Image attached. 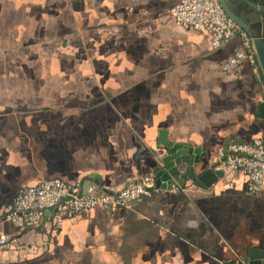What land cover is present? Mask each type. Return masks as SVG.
Masks as SVG:
<instances>
[{
    "label": "crops",
    "instance_id": "0c3cea01",
    "mask_svg": "<svg viewBox=\"0 0 264 264\" xmlns=\"http://www.w3.org/2000/svg\"><path fill=\"white\" fill-rule=\"evenodd\" d=\"M177 1L0 0V232L17 239L0 247L1 264H218L264 248V191L225 173L55 229L6 219L45 179L81 189L142 179L161 129L218 158L229 137L264 138L261 72L220 66L240 37L212 49L175 21Z\"/></svg>",
    "mask_w": 264,
    "mask_h": 264
},
{
    "label": "built area",
    "instance_id": "2783aa9c",
    "mask_svg": "<svg viewBox=\"0 0 264 264\" xmlns=\"http://www.w3.org/2000/svg\"><path fill=\"white\" fill-rule=\"evenodd\" d=\"M170 13L181 27L205 33L212 49H217L236 35L240 37L241 45L221 62L223 71L234 70L243 63L260 71L252 37L227 16L218 0H178L170 8ZM221 169L231 179L243 176L248 192L256 194L264 191V138L256 136L229 145L227 159L221 164ZM81 183V180L67 182L53 178L25 187L7 208L6 219L20 231L34 229L44 220L51 229H55L63 219L85 215L96 207H131L159 189L152 176H144L119 188L104 189L91 182L83 193ZM180 187L174 183L169 190L176 193ZM47 211L51 213L49 216ZM16 240L0 232V247L9 246Z\"/></svg>",
    "mask_w": 264,
    "mask_h": 264
},
{
    "label": "water",
    "instance_id": "95a60500",
    "mask_svg": "<svg viewBox=\"0 0 264 264\" xmlns=\"http://www.w3.org/2000/svg\"><path fill=\"white\" fill-rule=\"evenodd\" d=\"M218 1L235 24L249 30L264 79V0ZM258 108L259 116L264 118V101ZM241 142L229 137L224 143L223 158H218L208 151H202L201 146L168 139L167 130L161 129L156 147L150 149L152 158L149 173L144 176H152L155 186L161 189H169L174 183L184 186L188 180L197 186H210L224 176V171L216 168L227 159L228 146ZM85 188L81 189V193ZM46 214L51 213L47 211ZM218 264H264V248L249 247L246 257L240 261L229 259Z\"/></svg>",
    "mask_w": 264,
    "mask_h": 264
}]
</instances>
